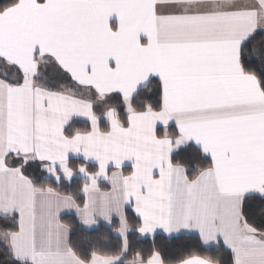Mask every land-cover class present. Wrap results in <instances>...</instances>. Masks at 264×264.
I'll use <instances>...</instances> for the list:
<instances>
[{
	"label": "snow or ice",
	"instance_id": "6c2138e0",
	"mask_svg": "<svg viewBox=\"0 0 264 264\" xmlns=\"http://www.w3.org/2000/svg\"><path fill=\"white\" fill-rule=\"evenodd\" d=\"M0 264H264V0H0Z\"/></svg>",
	"mask_w": 264,
	"mask_h": 264
},
{
	"label": "trees",
	"instance_id": "16d2710c",
	"mask_svg": "<svg viewBox=\"0 0 264 264\" xmlns=\"http://www.w3.org/2000/svg\"><path fill=\"white\" fill-rule=\"evenodd\" d=\"M79 181H73L72 185L70 187H66L65 189H62L63 191L68 192H75L77 190V187L79 185ZM66 220L70 219L69 217H65ZM150 243V241H148ZM180 245L183 246L182 250L187 251H199L201 254H208L205 253L202 246L200 245L199 239L195 236L186 237L178 242ZM147 247V244L144 245H137V247ZM173 249H175V245L171 246ZM213 255L217 256L218 259L221 261L227 262L229 259V253L227 250H221L219 253H212Z\"/></svg>",
	"mask_w": 264,
	"mask_h": 264
},
{
	"label": "crops",
	"instance_id": "0c3cea01",
	"mask_svg": "<svg viewBox=\"0 0 264 264\" xmlns=\"http://www.w3.org/2000/svg\"><path fill=\"white\" fill-rule=\"evenodd\" d=\"M198 238V237H197Z\"/></svg>",
	"mask_w": 264,
	"mask_h": 264
}]
</instances>
